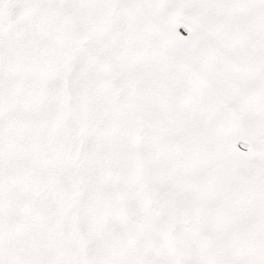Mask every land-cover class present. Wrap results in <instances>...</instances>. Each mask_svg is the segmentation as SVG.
Masks as SVG:
<instances>
[{"label": "snow or ice", "instance_id": "6c2138e0", "mask_svg": "<svg viewBox=\"0 0 264 264\" xmlns=\"http://www.w3.org/2000/svg\"><path fill=\"white\" fill-rule=\"evenodd\" d=\"M0 264H264V0H0Z\"/></svg>", "mask_w": 264, "mask_h": 264}]
</instances>
